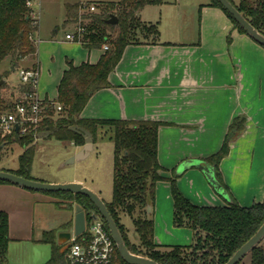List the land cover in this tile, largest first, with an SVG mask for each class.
Returning <instances> with one entry per match:
<instances>
[{
	"label": "crops",
	"instance_id": "1",
	"mask_svg": "<svg viewBox=\"0 0 264 264\" xmlns=\"http://www.w3.org/2000/svg\"><path fill=\"white\" fill-rule=\"evenodd\" d=\"M210 4L211 0L203 4L198 43L158 39L156 44L128 46L109 75L112 87L95 93L81 114L86 120L166 124L158 132V161L164 180L157 184L153 207L155 241L162 246H189L193 237L191 230L173 225V199L168 181L173 171L180 176L176 181L178 189L192 204L226 206L228 201L214 191L202 171L191 168L179 175L177 170L184 162L205 161L217 153L237 117H245V131L231 143L228 156L220 163L222 181L241 207L264 201V48L240 33L221 9ZM39 32L40 26L35 41ZM82 48L89 57L97 50V61L87 60L75 66L96 64L104 54L103 48ZM27 61H33L39 69L37 52L35 60L21 61L14 72L19 68L31 69L22 66ZM42 98L55 101L47 94ZM96 146L98 143H93L89 155ZM81 150L82 147L73 145L67 158ZM31 175L37 178L32 172ZM50 183H79L90 189L75 174ZM228 198L230 201L229 195ZM29 201L36 202L38 209L48 206L53 216L56 213V219L41 230L26 233L23 239L40 243L44 232L53 231L63 252L67 244H59L58 234L73 227L77 205L68 207L69 203L42 192L0 184V211L7 212L9 217L8 209L13 202ZM56 203L61 206L57 207Z\"/></svg>",
	"mask_w": 264,
	"mask_h": 264
},
{
	"label": "trees",
	"instance_id": "2",
	"mask_svg": "<svg viewBox=\"0 0 264 264\" xmlns=\"http://www.w3.org/2000/svg\"><path fill=\"white\" fill-rule=\"evenodd\" d=\"M28 0H0V67L6 60L14 68L21 61L34 59L37 55L34 35L39 30V21L30 16ZM244 18L264 35V0H240L235 5ZM163 0H123L118 4L107 3L101 14L81 15L85 9L81 5L67 7L66 22L78 18L89 20L80 44L88 49H101L107 45L96 64L83 63L75 66L68 61V69L63 73L57 87V100L62 111L55 119V111L48 108L44 118L35 131L25 135L14 133L2 138L0 134V154L5 147L18 143L23 149L19 157V167L7 171L28 180L32 177L35 158L34 142L37 136L47 132L57 141L72 143L76 147L86 144L85 135L90 133L93 143L97 142L102 128L113 130V187L110 203H105L108 212L115 221L127 249L134 255L151 259L157 264H226L233 254L253 237L264 223V201L250 207H241L230 195L224 185L219 170L220 163L228 156L230 145L245 131V117H237L230 125L221 149L205 160L214 168L215 177L230 196L226 206H196L188 200L176 185L180 177L173 171L169 179L173 199V225L192 231V243L189 246H162L156 243L154 233L153 207L162 167L158 161V132L166 125L154 121L127 120H86L81 114L92 96L100 90L111 88L109 75L115 70L128 46L156 44L158 29L141 20L140 14L149 6H161ZM210 6L221 9L242 34L246 32L217 0H211ZM115 16L116 26L107 21ZM117 31L116 36L112 32ZM248 36V35H247ZM254 41V40H253ZM37 67V66H36ZM9 72L0 73V79L7 80ZM33 92L29 85L12 88L5 82L0 86V109L10 106L24 93ZM48 101V100H46ZM76 129L77 131H73ZM38 181V180H37ZM0 184H9L0 182ZM44 193V192H42ZM71 204L80 206L87 220L96 207L86 197L71 193H44ZM60 207V203H56ZM151 212H148V208ZM132 220L139 243L132 244L121 217ZM106 230L109 232L106 223ZM9 216L0 211V264H8ZM51 247V259L46 264H65V250L57 245L53 231L44 232L40 240ZM118 264H126L117 251ZM250 264H264V245L260 243L249 254ZM241 264V263H240Z\"/></svg>",
	"mask_w": 264,
	"mask_h": 264
},
{
	"label": "rangeland",
	"instance_id": "3",
	"mask_svg": "<svg viewBox=\"0 0 264 264\" xmlns=\"http://www.w3.org/2000/svg\"><path fill=\"white\" fill-rule=\"evenodd\" d=\"M32 9L39 19L40 32L36 37V47L39 53V79L37 92L40 97L48 95L50 100H57V85L63 71L68 67L67 62L73 61L78 65L83 61H97L98 51L88 53L78 42L66 39L67 34H74L82 27H87L89 20L78 18L66 22V12L69 5H81L86 9L81 15L101 14L102 8L107 3L118 4L123 0H31ZM209 0H163L161 6L146 7L140 14L141 20L149 25H155L158 29V39L162 41L180 43H198L201 35V11L204 3ZM235 5L240 0H231ZM90 6L96 10L90 11ZM38 34V33H37ZM117 31L112 32L116 36ZM41 41L38 45V41ZM31 62L22 66L37 69ZM9 72L7 85L12 87L20 83L18 71H12V66L6 60L0 67V73ZM47 100L46 98H43ZM57 115L55 114V119ZM113 130L105 127L98 133V146L94 152L83 160L69 164L71 158H67L68 152L73 148L72 143H62L51 135L37 138L34 142L35 158L32 166V174L40 179L38 181L51 184L71 174L88 185L92 192L96 193L104 203H110L113 187ZM83 148V147H82ZM24 149L18 143H12L5 147L0 154V169L3 171H15L19 167V157ZM62 202V201H61ZM8 209L10 214L11 241L8 247V264H46L51 259V247L48 244L35 243L24 240L26 233L32 230H41L49 222L55 221L56 213L46 205L39 208L36 202L29 201L24 204L13 202ZM53 216V217H52ZM121 223L125 226L129 240L132 244H138V236L135 233L132 220L127 216L121 217ZM65 231L73 233V228ZM23 239V240H22ZM264 245V240L262 242ZM241 264H250L249 255Z\"/></svg>",
	"mask_w": 264,
	"mask_h": 264
},
{
	"label": "water",
	"instance_id": "4",
	"mask_svg": "<svg viewBox=\"0 0 264 264\" xmlns=\"http://www.w3.org/2000/svg\"><path fill=\"white\" fill-rule=\"evenodd\" d=\"M221 6L232 16V18L237 22V24L246 32V34L254 40L257 44L264 48V35H262L259 31H257L245 18L244 16L236 9V7L229 0H217ZM107 23L111 26H116L118 24V19L115 16H112ZM12 71H14V67H12ZM5 83L4 79H0V86ZM18 131V129H17ZM73 131H77L73 129ZM86 139V144L83 146L82 150L72 157L69 161V164H72L76 161H80L88 157L89 153L93 149V141L90 133L86 131H82ZM47 135V132L41 133L37 136V138H42ZM196 168L204 173L208 182L214 189V191L229 201L227 192L222 188L220 183L217 181L215 177L214 168L208 164L206 161H187L180 165L177 170V174H183L186 170ZM0 182H6L11 185L30 190L35 192H44V193H71L74 195H81L88 198L93 205L96 207L97 212L91 213V218L97 219L98 215L104 220L106 223L109 233L116 244L117 251L121 257V259L126 264H157L155 261L140 257L132 254L126 247V244L120 234V231L113 220L112 216L107 210L106 204L104 201L90 189L84 187L79 183H67V184H48L43 183L37 180H28L23 177L17 176L13 173L7 171H0ZM151 211V208H148V212ZM85 219L86 214L85 211L77 206L75 208L74 214V223H73V233L75 236L80 235L85 230ZM72 233L63 231L58 234V241L60 245L67 244L71 239ZM264 240V223L256 232V234L251 237L239 250H237L233 256L229 259L226 264H240L242 260L250 254V252L257 247Z\"/></svg>",
	"mask_w": 264,
	"mask_h": 264
},
{
	"label": "built area",
	"instance_id": "5",
	"mask_svg": "<svg viewBox=\"0 0 264 264\" xmlns=\"http://www.w3.org/2000/svg\"><path fill=\"white\" fill-rule=\"evenodd\" d=\"M27 6L31 10V18L35 21L34 23H37L39 19L32 9L31 0L27 1ZM89 9L91 12L96 10L94 6H90ZM84 32L85 27H82L74 34H67L66 39L80 43ZM108 49L107 45L103 46L104 52ZM17 71L20 84L31 86L33 92L24 93L12 105L0 109V134L2 138L11 136L16 132L25 135L35 131L48 108H53L55 114L62 111V107L58 103L46 101L38 95V68H19ZM65 251V264H118L116 244L106 230L104 220L99 215L97 219L89 216L87 220L86 217L84 232L78 236L72 233Z\"/></svg>",
	"mask_w": 264,
	"mask_h": 264
}]
</instances>
